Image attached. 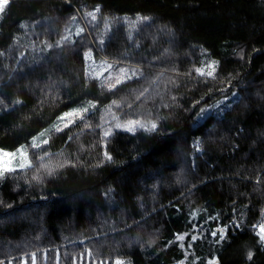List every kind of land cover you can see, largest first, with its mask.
I'll use <instances>...</instances> for the list:
<instances>
[{
	"label": "trees",
	"instance_id": "trees-1",
	"mask_svg": "<svg viewBox=\"0 0 264 264\" xmlns=\"http://www.w3.org/2000/svg\"><path fill=\"white\" fill-rule=\"evenodd\" d=\"M22 145L5 264H264V0H9L0 149Z\"/></svg>",
	"mask_w": 264,
	"mask_h": 264
},
{
	"label": "rangeland",
	"instance_id": "rangeland-1",
	"mask_svg": "<svg viewBox=\"0 0 264 264\" xmlns=\"http://www.w3.org/2000/svg\"><path fill=\"white\" fill-rule=\"evenodd\" d=\"M135 21L137 22L138 20L135 19L133 22H135ZM87 55H88L89 63L86 62V64H87L89 72L92 75L99 77V78L104 77L105 74H107V76H109L110 69H109L108 65H106L105 63L96 62L97 60H95V57L92 53H87ZM90 109L92 110L93 107L92 106H85L83 108H74L69 113L62 115L54 124H52L51 127H48L47 129H45L41 133L35 135L30 141L31 144L40 143L45 138L47 130L58 126L59 123H64L63 119L66 118V123L70 124L76 120L75 118L79 117L80 113H84ZM117 116L118 115H111L112 119L110 120V122L105 124V126H107L110 130H115V129L129 130V128L131 127L132 130H130V131H133L137 127H140V126H138L139 124H135V123H132V124L123 123L117 118ZM5 153H7L8 155H4ZM30 163H31L30 162V156L28 154V150L24 147V145L18 147L15 150H12V151L0 149V172H2V173L7 172V171H13L15 169H25L30 165ZM21 164H26V166L21 167ZM262 226H264V225H260L256 228V232H257V241L256 242L257 243L259 242L260 245L264 246V242L261 241L260 235H259L260 228ZM246 253H247V257H249V253H252V248H248ZM0 264H5V262L0 261ZM8 264H11V261H9ZM21 264H26L25 258H22ZM31 264H36V262L34 261V258L32 259Z\"/></svg>",
	"mask_w": 264,
	"mask_h": 264
},
{
	"label": "snow or ice",
	"instance_id": "snow-or-ice-1",
	"mask_svg": "<svg viewBox=\"0 0 264 264\" xmlns=\"http://www.w3.org/2000/svg\"><path fill=\"white\" fill-rule=\"evenodd\" d=\"M8 3H9V0H0V11H3L4 8L6 7V5H7ZM145 19H147V18H145ZM209 74H210V73H209ZM117 82H119V81H117ZM129 123L132 124V123H134V122H129ZM153 127H155V125H153ZM57 130H59V129H57ZM129 130H132L131 127L129 128ZM106 135H107V133H106ZM44 143H47V141L45 140ZM34 146H39V145L36 144V145H34ZM4 155H8V154L5 153ZM24 166H26V164H21V167H24ZM9 170H10V169H9ZM2 174H3V173L0 172V175H2ZM259 235H260V239H261V241L264 242V226H262V227L260 228ZM221 238H223V237H221ZM180 239H183V237H180ZM249 259H251V253H249ZM118 264H119V262H118ZM213 264H215V262H213Z\"/></svg>",
	"mask_w": 264,
	"mask_h": 264
}]
</instances>
